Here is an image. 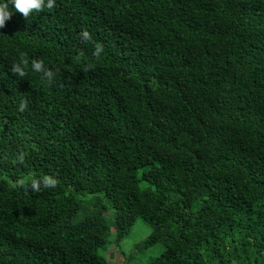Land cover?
Wrapping results in <instances>:
<instances>
[{
  "label": "trees",
  "instance_id": "1",
  "mask_svg": "<svg viewBox=\"0 0 264 264\" xmlns=\"http://www.w3.org/2000/svg\"><path fill=\"white\" fill-rule=\"evenodd\" d=\"M139 220L147 264H264V0H57L0 30V264H110Z\"/></svg>",
  "mask_w": 264,
  "mask_h": 264
},
{
  "label": "clouds",
  "instance_id": "2",
  "mask_svg": "<svg viewBox=\"0 0 264 264\" xmlns=\"http://www.w3.org/2000/svg\"><path fill=\"white\" fill-rule=\"evenodd\" d=\"M57 0H0V30L6 27L7 23L12 19L14 12L23 14L25 18H31L36 13L45 10H53L56 7ZM80 40L86 44H93L94 49L92 55L100 58L105 51V46L101 42L94 41L92 34L87 30L80 33ZM88 67H91L89 65ZM60 69L49 67L44 59H32L31 62L26 53H21L11 66L13 75L20 79L26 77L29 72L37 73L47 83L54 82ZM29 107L27 99H22L18 104V111L23 113ZM25 156L21 153L17 160L23 162ZM30 180V182H29ZM16 185L25 187V191L40 192L43 189L55 188L58 184V179L53 175L32 176L30 178H20Z\"/></svg>",
  "mask_w": 264,
  "mask_h": 264
},
{
  "label": "rangeland",
  "instance_id": "3",
  "mask_svg": "<svg viewBox=\"0 0 264 264\" xmlns=\"http://www.w3.org/2000/svg\"><path fill=\"white\" fill-rule=\"evenodd\" d=\"M152 233V226L143 220H139L132 233L121 243L120 248H112L109 252L110 264H128L129 259H132L134 264H147L152 258H156L166 249L162 244L155 245L148 249L139 250L136 252L137 245L144 241Z\"/></svg>",
  "mask_w": 264,
  "mask_h": 264
}]
</instances>
